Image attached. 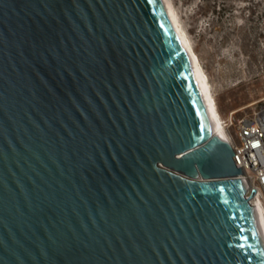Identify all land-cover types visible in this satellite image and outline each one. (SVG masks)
<instances>
[{
    "label": "water",
    "instance_id": "1",
    "mask_svg": "<svg viewBox=\"0 0 264 264\" xmlns=\"http://www.w3.org/2000/svg\"><path fill=\"white\" fill-rule=\"evenodd\" d=\"M165 0H0V264H264V219Z\"/></svg>",
    "mask_w": 264,
    "mask_h": 264
},
{
    "label": "rangeland",
    "instance_id": "2",
    "mask_svg": "<svg viewBox=\"0 0 264 264\" xmlns=\"http://www.w3.org/2000/svg\"><path fill=\"white\" fill-rule=\"evenodd\" d=\"M170 1L223 122L264 106V0Z\"/></svg>",
    "mask_w": 264,
    "mask_h": 264
},
{
    "label": "built area",
    "instance_id": "3",
    "mask_svg": "<svg viewBox=\"0 0 264 264\" xmlns=\"http://www.w3.org/2000/svg\"><path fill=\"white\" fill-rule=\"evenodd\" d=\"M224 125L236 166L242 169L238 178H244L248 186L245 195L249 197L255 190L249 202L253 207L259 205L264 209V106H258L236 124L232 117L224 120ZM232 125L235 126L233 133L229 131Z\"/></svg>",
    "mask_w": 264,
    "mask_h": 264
},
{
    "label": "bare ground",
    "instance_id": "4",
    "mask_svg": "<svg viewBox=\"0 0 264 264\" xmlns=\"http://www.w3.org/2000/svg\"><path fill=\"white\" fill-rule=\"evenodd\" d=\"M165 1L167 3V6H168V8H169V10L171 12V15H172L173 19L176 21V26H177V28L179 30L180 36L183 38V40L185 42L186 49H187V51L190 54L191 60L194 62V64L196 65V68L198 69V71L203 76V81L207 84V89H208V91L210 93L209 103H210L211 109H212L213 113L215 114V116L217 118V121H218V123L220 125V127L213 134L216 135L218 132H221L222 135L224 136V138L226 139L227 138V136H226V128H225L224 122L222 120V117L220 115V112L218 110L217 103H216V101H215V99H214V97L212 95V92H211V89H210V85H209V82H208V78L204 74L203 69H202V67H201V65L199 63V60L196 57V55H195L194 51L192 50L191 46H189L187 44V40H186L185 34H184L180 24H179V21H178L177 16H176V14L174 12V9H173V6L171 4V1L170 0H165ZM260 210H261V214H262L263 219H264V209L262 207H260Z\"/></svg>",
    "mask_w": 264,
    "mask_h": 264
},
{
    "label": "trees",
    "instance_id": "5",
    "mask_svg": "<svg viewBox=\"0 0 264 264\" xmlns=\"http://www.w3.org/2000/svg\"><path fill=\"white\" fill-rule=\"evenodd\" d=\"M201 9V8H200Z\"/></svg>",
    "mask_w": 264,
    "mask_h": 264
}]
</instances>
